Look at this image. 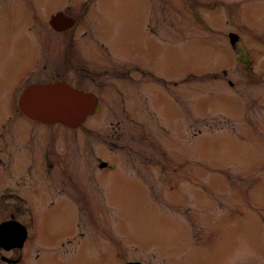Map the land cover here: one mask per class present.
I'll return each instance as SVG.
<instances>
[{
	"label": "rangeland",
	"instance_id": "rangeland-1",
	"mask_svg": "<svg viewBox=\"0 0 264 264\" xmlns=\"http://www.w3.org/2000/svg\"><path fill=\"white\" fill-rule=\"evenodd\" d=\"M85 1L0 0V95L37 50L43 64L48 49L63 51L62 38L56 46L34 41L35 18L52 33L49 12L74 7L64 10L72 15ZM96 5L109 22L100 25L106 46L150 67L127 83L112 79L104 105L75 131L37 122L26 132L31 141L15 154L16 178L36 186L22 195L29 196L25 209L34 193H46L28 174L31 165L41 169L49 152L82 164L78 213L64 198L32 205L39 264H264V0ZM149 19L158 36L148 32ZM232 33L241 39L236 49ZM12 107L4 105L6 116L18 99ZM100 161L115 169L102 171ZM19 220L29 227L27 215Z\"/></svg>",
	"mask_w": 264,
	"mask_h": 264
},
{
	"label": "flooded vegetation",
	"instance_id": "flooded-vegetation-1",
	"mask_svg": "<svg viewBox=\"0 0 264 264\" xmlns=\"http://www.w3.org/2000/svg\"><path fill=\"white\" fill-rule=\"evenodd\" d=\"M96 2L97 0L76 2L75 5L79 8L72 15L67 14L64 10L74 7H68L64 10L56 7L58 10L48 14L47 8L43 6L41 9L43 13L41 14L49 15L48 24L53 31L52 33L48 32V26L46 31L35 18L34 22L37 24L40 33L37 34L39 36L34 35V41L37 44L40 40L56 43V39L60 42L62 38L63 54L57 56L54 51L56 47L48 49L50 50L49 54H44V56H48L49 60L43 64V61H40L42 53L37 50L38 56L32 63L29 61L31 64L28 63L27 67L19 68L14 73V83L9 90L3 88L2 95H0V103L3 108L6 103L12 107L14 100L18 99V108L15 109L14 114L6 116L7 113L4 108V116L0 117V154L2 153L6 158L5 162L0 159V217L5 218L0 224L11 219L23 224L19 219L27 215L29 225V227L24 225L27 234L23 247H15L10 250L0 247V264H39L42 261L40 250L34 247V241L37 238V234L33 232L35 227L34 213L38 210L32 208L33 203L39 205V203L44 204L47 202L48 205H54L64 198L73 204L74 212L78 213L79 208L77 205L83 200V182L82 178L77 176L79 171L82 170V164L71 165L68 163L66 152L65 155L49 152L46 155L45 165L41 169L36 167L35 163L28 168V174L33 178L32 181L43 184L46 193L40 196L34 193L33 198H30V205L26 209L24 208L23 204L28 203L29 196L27 195L24 198L23 193L25 190L32 192L36 186L33 184L26 185L16 178V170L19 165L16 163L15 154L19 145L25 139L31 141V137L26 134L30 126H39L36 124L39 122L42 124L41 126L45 127L63 125L72 131L79 128L73 129L60 122L48 124L40 119L31 118L20 107V101L24 93L34 87L45 88L53 85H66L74 90L94 94L96 104L101 106L104 105L103 100H105L104 90L112 79H119L123 81L122 83H127L128 80L132 81L133 73L142 72L150 67L147 64L145 66L133 64L128 53L125 57H120L106 46L105 41L108 38L103 34L104 31L100 29V25L104 21L103 17H106L107 14L97 8ZM68 3H66V6ZM30 5L34 8L35 4L31 3ZM62 5H65V3ZM32 8L29 9L32 10ZM55 18H59V20L57 21ZM152 24L153 19H149L146 26L147 30L148 32L154 30L158 36L159 32L152 27ZM112 33L116 35L115 31ZM103 40L105 41L103 42ZM53 46L56 45L53 44ZM93 46L94 48H92ZM95 47L102 50L100 57L94 51ZM52 64L53 68H51ZM132 67L135 69L134 72ZM3 77L2 68H0V79ZM121 84L117 87L118 90ZM16 92H18V95L15 97ZM93 115H96V111ZM26 120L25 124L23 121ZM46 132L51 134L54 130H47ZM53 144L55 143L53 142ZM98 165L102 171L112 169V166L105 161H100ZM54 194L59 196L58 200L52 199ZM72 195L75 197L76 205L72 199L70 200ZM68 196L70 198H67ZM46 209L48 207L42 210ZM89 213L93 216V210L87 209L86 214ZM28 242L32 244V247L25 252V246Z\"/></svg>",
	"mask_w": 264,
	"mask_h": 264
},
{
	"label": "water",
	"instance_id": "water-1",
	"mask_svg": "<svg viewBox=\"0 0 264 264\" xmlns=\"http://www.w3.org/2000/svg\"><path fill=\"white\" fill-rule=\"evenodd\" d=\"M230 39L235 47L239 37L231 34ZM20 107L28 116L44 123L64 122L70 127H76L93 111L94 98L91 94H84L66 85L34 87L24 93ZM26 234L25 227L20 223L4 222L0 225V247L7 250L23 247Z\"/></svg>",
	"mask_w": 264,
	"mask_h": 264
},
{
	"label": "bare ground",
	"instance_id": "bare-ground-1",
	"mask_svg": "<svg viewBox=\"0 0 264 264\" xmlns=\"http://www.w3.org/2000/svg\"><path fill=\"white\" fill-rule=\"evenodd\" d=\"M102 109V108H101ZM101 112V111H100Z\"/></svg>",
	"mask_w": 264,
	"mask_h": 264
}]
</instances>
